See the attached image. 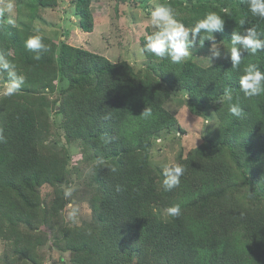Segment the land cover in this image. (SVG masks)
<instances>
[{"label": "trees", "instance_id": "obj_1", "mask_svg": "<svg viewBox=\"0 0 264 264\" xmlns=\"http://www.w3.org/2000/svg\"><path fill=\"white\" fill-rule=\"evenodd\" d=\"M76 3L80 28L92 32L91 0ZM56 4L16 0V25L0 23V56L25 77L14 95L0 97V134L6 138L0 142V237L13 240V252L28 259L32 250L28 243L18 247V232L36 229L58 211L57 200L49 205L41 195L44 185L56 187L68 171L69 155L44 143L52 101L67 139L81 142L90 163L86 183L94 216L62 228L56 242L71 252L73 264H264V94L245 97L239 84L250 64L264 72V51L242 52L239 68H232L229 55L201 65L194 55L173 64L144 52L149 66L137 71L126 60L113 62L67 38L37 32V8ZM163 6H176V19L188 28L210 12L218 14L225 21L214 34L220 43L247 27L264 34V20L252 16L242 0H169ZM33 35L48 49L38 60L24 47ZM63 82L50 100L47 94ZM175 91H184L192 105H215L219 121L211 136L179 155L180 185L165 191L163 170L150 152L162 133L183 132L166 107ZM237 103L240 119L228 111ZM145 108L149 118L142 115ZM175 204L181 215L170 217L165 210ZM3 258V264L16 261Z\"/></svg>", "mask_w": 264, "mask_h": 264}, {"label": "rangeland", "instance_id": "obj_2", "mask_svg": "<svg viewBox=\"0 0 264 264\" xmlns=\"http://www.w3.org/2000/svg\"><path fill=\"white\" fill-rule=\"evenodd\" d=\"M169 0H91V12L94 18V28L91 33L80 28V16L76 12V0H57L54 6H40L37 8L40 16L34 21L37 32L51 36L56 40L67 38L75 46L84 47L90 51L106 56L116 62L126 60L137 70H146L149 61L142 51V41L155 28L151 24L150 14L156 7ZM172 2L174 0H171ZM186 2V0H182ZM178 2V1H176ZM9 5L11 9L9 11ZM174 16L179 14L176 6H169ZM9 16L17 21L16 0H0V23L7 22ZM230 41L220 44L221 57L210 58L208 46H198L190 50L195 60L201 65H210L229 55L227 48ZM0 58H2L0 56ZM7 83L0 72V97L4 96V86ZM65 82L60 83L55 93L47 94L50 100L55 99ZM212 103H189L184 91H175L166 103V107L175 112L183 132L175 129L170 133H162L153 141L150 152L151 160L156 167L162 164H177L179 155L186 156L190 150L199 146L211 136L219 119ZM58 108V107H57ZM49 131L44 143L48 149L69 155L68 171L65 180L57 186L44 185L41 189L42 197L49 203L57 200L54 210L47 223L39 224L36 229L22 228L18 232L19 248L28 243L32 250V257L25 259L18 252H13V240L0 237V264L5 262L3 256L8 254L14 264H73L69 250H62L56 244L62 228L79 226L90 221L94 214L91 205V192L86 183V176L90 163L86 160L79 141H69L62 128V115L57 113L50 101ZM259 175V174H258ZM71 186L74 191L68 198L64 197V190ZM60 192V197L56 192ZM250 188L248 189V194ZM57 197H59L57 199ZM73 207L78 208L75 220L69 218L68 213ZM261 207V206H260ZM264 207V199L262 207ZM26 227V226H25ZM16 236V235H15ZM18 261V262H17Z\"/></svg>", "mask_w": 264, "mask_h": 264}, {"label": "clouds", "instance_id": "obj_3", "mask_svg": "<svg viewBox=\"0 0 264 264\" xmlns=\"http://www.w3.org/2000/svg\"><path fill=\"white\" fill-rule=\"evenodd\" d=\"M248 7L249 12L254 17L264 20V0H242ZM11 6L9 5V11ZM150 20L152 26L156 29L145 38L142 51L156 57L157 59H170L173 64H180L187 58L190 49L199 43L203 47L205 41L210 42L209 52L211 60L220 58L222 53L220 42L214 35L216 32L224 30V19L214 12L206 14L199 19L191 28L186 27L179 22L173 13V10L167 6H158L151 11ZM7 23L11 26L16 25V20L9 16ZM241 26L245 24L244 20L240 21ZM91 33V32H89ZM258 33L255 27H247L243 32L234 31L230 41V47H226L232 62V68H239L242 60V52L248 55H255L257 52L264 51V39ZM24 47L29 52L37 53L35 59H40V52L47 51V46L40 35L29 36L24 41ZM0 71L7 75V83L4 86V95L12 96L21 89L25 83V77L18 74L15 64L5 58H0ZM240 90L245 97L251 98L264 94V72L260 71L258 66L250 64L244 69V74L239 79ZM231 100V97H228ZM229 114L237 119L242 118L243 109L237 104H230ZM145 118L152 115L150 109L145 108L142 112ZM5 137L0 134V142L5 141ZM164 179L162 187L165 191H171L177 188L181 182V176L184 173L183 166L179 164H162ZM74 189L69 186L64 190V197L72 195ZM117 191H120L117 186ZM78 208L73 207L68 213L69 218L75 220ZM166 214L170 217L181 215V208L178 204L166 208Z\"/></svg>", "mask_w": 264, "mask_h": 264}]
</instances>
